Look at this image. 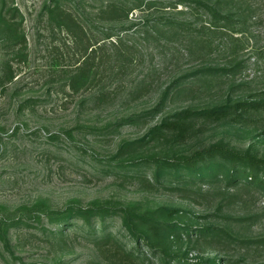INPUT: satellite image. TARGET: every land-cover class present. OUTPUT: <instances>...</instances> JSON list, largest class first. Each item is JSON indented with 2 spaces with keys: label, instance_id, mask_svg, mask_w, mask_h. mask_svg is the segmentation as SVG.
<instances>
[{
  "label": "rangeland",
  "instance_id": "obj_1",
  "mask_svg": "<svg viewBox=\"0 0 264 264\" xmlns=\"http://www.w3.org/2000/svg\"><path fill=\"white\" fill-rule=\"evenodd\" d=\"M7 1L18 9L25 38L0 49V221L15 222L7 228L8 245L0 236V264H110L109 251L79 221L57 234L47 220L92 203L177 207L187 215L178 221L227 233L204 240L216 249L204 257L264 264L262 193L220 182L146 185L151 168H132L139 176L129 177L106 163L118 144L146 135L169 114L264 95V0H143L122 23L98 15L109 0H59L96 46L104 44L94 55L95 77L76 90L68 78L85 60L87 40L49 18L46 5L54 0ZM104 28L114 33L105 42ZM114 46L126 54L125 64L107 57ZM263 129L261 111L243 123L197 121L173 151L189 154L221 142L264 156ZM159 148L144 147L146 154ZM94 227L97 238L109 232L126 250L135 246L119 217ZM197 253L191 249L189 257Z\"/></svg>",
  "mask_w": 264,
  "mask_h": 264
},
{
  "label": "trees",
  "instance_id": "obj_2",
  "mask_svg": "<svg viewBox=\"0 0 264 264\" xmlns=\"http://www.w3.org/2000/svg\"><path fill=\"white\" fill-rule=\"evenodd\" d=\"M142 1L109 0L100 8L98 15L106 22L122 23L127 20L130 11L140 7ZM147 1L153 3L166 0ZM193 1L199 2L198 0ZM46 9L49 18L56 24L76 33L79 38L82 37V40H87L83 49L85 60L78 67L79 71L68 78L69 87L76 90L95 77L94 55L103 48L104 44H98L97 47L87 36L84 26L78 21L76 15L65 8L59 0L46 5ZM17 13L18 9L8 4L7 0H0V49L17 47L21 45V42L24 43L25 37L20 31V21L16 20ZM109 29L104 28V37L100 40L105 42L114 35L113 32L108 31ZM117 38V42L121 43V39ZM117 48L114 46L111 50L113 52L107 57L123 65L128 61L127 56L119 53ZM167 95L168 90L164 97L166 98ZM260 111L264 112V95L250 101L239 100L233 104L224 103L209 108L184 109L174 112L165 117L160 124L151 127L146 135L138 139L122 141L106 163L108 167L128 170L129 177L139 176L132 168H151L149 177H144L146 185L159 184L175 188L179 185L220 182L225 188L243 186L253 188L264 195V156L255 151L238 150L221 142L213 143L189 154L173 151L176 146L194 133L197 121L224 120L229 123H243L252 113ZM129 121L133 122L136 119ZM113 124V127L120 125L118 121ZM75 128L80 129L81 127ZM262 131L264 132V129ZM150 144L154 147L162 148L163 146L164 149L159 148L158 152L146 154L144 147ZM112 216L119 217L121 228L131 237L135 246L126 250L124 243L109 232H104L99 238L94 236L96 222L103 223ZM184 216H187L186 211L171 206H158L152 210L138 211L131 205L109 206L92 203L86 207H68L65 211L56 212L55 216H47V220L56 225L57 234H62L63 225H73L75 220L79 221L80 227H85L88 235L92 234L91 240L101 244L106 252L109 251L107 260L110 264H144L151 258L155 260V263L150 264L238 263L226 257H204L205 253L216 251L212 244L204 240L220 238L224 235L222 233L224 231L217 227L197 226L186 220L184 222L177 220ZM14 224L13 221H0L2 229L0 236L4 245L9 244L7 228ZM258 241H260L261 249H264V237ZM105 246L113 247V249L109 250ZM135 248L138 249L135 250ZM191 249L197 250L196 256L189 257Z\"/></svg>",
  "mask_w": 264,
  "mask_h": 264
}]
</instances>
